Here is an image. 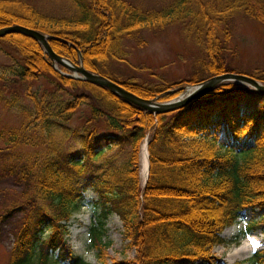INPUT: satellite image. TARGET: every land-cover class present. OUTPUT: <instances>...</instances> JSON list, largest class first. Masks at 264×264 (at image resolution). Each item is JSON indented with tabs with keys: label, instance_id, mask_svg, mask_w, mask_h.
<instances>
[{
	"label": "trees",
	"instance_id": "16d2710c",
	"mask_svg": "<svg viewBox=\"0 0 264 264\" xmlns=\"http://www.w3.org/2000/svg\"><path fill=\"white\" fill-rule=\"evenodd\" d=\"M72 2L73 12L54 15L38 11L30 0H0V26L18 23L46 33L50 48L70 62L77 64L80 57L86 69L158 100L203 76L197 71L188 79L155 84L117 79L100 68L122 59L123 39L138 40L144 28L185 22L204 52L200 69L208 76L232 70L223 60L227 26L221 28L223 38L216 26L237 13L264 21L262 0H170L160 8L126 0ZM0 39L13 49L0 47L11 58L0 65V101L22 105L23 112L16 125L0 128V172L21 182L19 191L1 200L0 222L23 210L7 264H94L66 241L67 222L87 189L95 194L101 215L118 216L135 249L132 260L107 262L101 255V229L91 227L98 264H213L214 244L235 242L256 228L264 232V92L222 81L179 106L153 112L105 86L63 74L68 70L53 66L26 33L9 32ZM247 74L264 83V74ZM18 86L28 104L18 96ZM82 107L86 111L71 123ZM67 138L77 142L76 149L68 148ZM144 138L148 172L142 181ZM127 143L131 150L120 157ZM244 210L251 212L246 224L231 240L224 239L221 230ZM247 260L264 264V246Z\"/></svg>",
	"mask_w": 264,
	"mask_h": 264
},
{
	"label": "rangeland",
	"instance_id": "374dc122",
	"mask_svg": "<svg viewBox=\"0 0 264 264\" xmlns=\"http://www.w3.org/2000/svg\"><path fill=\"white\" fill-rule=\"evenodd\" d=\"M30 1L38 11L48 14L65 15L73 12L75 9L72 0ZM126 1L141 8H160L170 0ZM262 3L264 5V0H262ZM222 26H227L228 35L226 38H223ZM216 32L220 38H223L224 63L226 67L228 66V68L232 69L225 71L246 74L253 73L255 75L264 74V21L242 13H237L229 18L225 25L221 24L219 27L216 26ZM0 47L9 52L13 51L11 46L2 39H0ZM122 48L124 50L122 59L110 60L106 66H101L100 68L117 79L129 78L139 82L155 84L176 81L180 78L188 79L191 76H195V72L197 71L203 78L207 77L204 76L205 71L200 69V61L202 60L204 52L201 45L195 42L185 22L176 21L161 28H144L140 32V38L138 40L130 38L123 39ZM79 60L81 61L80 57ZM9 62H11L10 56L0 49V65ZM192 83L195 82L193 81L185 85ZM175 89L173 88V90ZM16 92L21 100L25 104H28L19 86ZM3 94L8 97L9 91L3 90ZM81 111L86 110L82 107L80 111H77L70 121L71 123L74 124L79 120L78 114ZM22 119V105L18 106L16 104L8 106L0 101V128L16 125ZM1 142L0 140V145ZM65 143L70 149H76L78 146L77 142L70 138L65 139ZM118 148V146H113L111 150ZM130 150L129 144H124L120 148L118 155L124 157ZM141 153L142 148L140 146L139 173L143 180ZM20 187L21 182L14 175L0 172V202L5 198L7 192H17L20 190ZM94 198L95 194L92 191L89 189L84 191L83 199L72 212L67 222L68 232L66 234V241L69 243L73 252L80 255L85 261L98 264L99 249L93 244V235L90 232L91 227H98L102 232L101 240L103 244H101V255L105 261L110 262L119 259L132 260L135 256V249L132 245H129L128 240L124 237L120 219L112 211L106 215H101V206L93 201ZM4 202L5 200L2 201V203ZM1 206L2 204H0V209ZM22 213L23 210L21 209L0 222V264H7V252L13 241L12 232L21 218ZM250 214V210L241 211L233 223L225 226L221 230L220 235L224 239L231 240L230 238L237 235L238 231L246 224ZM252 233L258 238L257 244H259V247L256 250L262 248L264 246V233L262 229L256 228L238 235L235 242L227 240L214 244L210 248L211 254L216 257L213 264L247 263V258L254 251L248 250L243 256H235L232 259H228L227 252L238 245L243 238ZM51 264L66 263L57 262ZM128 264H132L131 261ZM194 264L207 263L196 260Z\"/></svg>",
	"mask_w": 264,
	"mask_h": 264
},
{
	"label": "water",
	"instance_id": "95a60500",
	"mask_svg": "<svg viewBox=\"0 0 264 264\" xmlns=\"http://www.w3.org/2000/svg\"><path fill=\"white\" fill-rule=\"evenodd\" d=\"M14 31L26 33L36 39L51 59V64L53 66H55L56 63H59L68 70L67 72H63V74L105 86L117 93L118 95L122 96L123 98L153 112H162L179 106L187 102L189 99L205 92L212 85L222 81L232 80L240 82L242 84L249 85L250 87L255 88L256 90L264 92V84L261 83L258 79L250 76L249 74L234 71H223L220 73L209 75L195 83L183 86L182 90L170 99L158 101L153 98H143L124 89L120 84L109 79L108 77L98 72L86 69L85 67H83L80 60L77 64H75L70 62L67 58L55 53L50 48L47 42V38L50 37V35L40 32L32 27H28L18 23L0 26V36L5 33ZM145 178L146 173L144 179Z\"/></svg>",
	"mask_w": 264,
	"mask_h": 264
},
{
	"label": "bare ground",
	"instance_id": "6f19581e",
	"mask_svg": "<svg viewBox=\"0 0 264 264\" xmlns=\"http://www.w3.org/2000/svg\"><path fill=\"white\" fill-rule=\"evenodd\" d=\"M144 165H145V162H144V156L142 153V164H141L142 173L144 171ZM253 242H255V243L258 242V238L254 233L246 236L245 238H243L240 241V243L238 245H236L233 249H230L227 252L228 259H232L235 256H238V257L243 256L248 250H252Z\"/></svg>",
	"mask_w": 264,
	"mask_h": 264
},
{
	"label": "snow or ice",
	"instance_id": "6c2138e0",
	"mask_svg": "<svg viewBox=\"0 0 264 264\" xmlns=\"http://www.w3.org/2000/svg\"><path fill=\"white\" fill-rule=\"evenodd\" d=\"M257 247H259V244L253 242V244H252V251H255Z\"/></svg>",
	"mask_w": 264,
	"mask_h": 264
},
{
	"label": "built area",
	"instance_id": "2783aa9c",
	"mask_svg": "<svg viewBox=\"0 0 264 264\" xmlns=\"http://www.w3.org/2000/svg\"><path fill=\"white\" fill-rule=\"evenodd\" d=\"M264 233V232H263Z\"/></svg>",
	"mask_w": 264,
	"mask_h": 264
}]
</instances>
